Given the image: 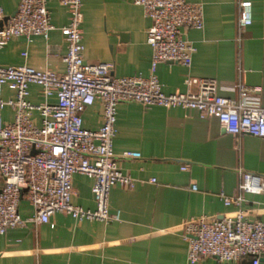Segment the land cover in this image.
I'll list each match as a JSON object with an SVG mask.
<instances>
[{"label":"crops","instance_id":"crops-1","mask_svg":"<svg viewBox=\"0 0 264 264\" xmlns=\"http://www.w3.org/2000/svg\"><path fill=\"white\" fill-rule=\"evenodd\" d=\"M19 1L0 0L6 16L15 13ZM187 1L203 4L204 26L199 31H182L183 39L195 49L190 68L175 62L157 66L162 91L185 93L187 78L212 79L219 95L232 98V87L241 82L261 88L253 99L264 107V0H248L252 23L240 41L236 26L241 0ZM47 9L55 26L48 39L12 38L0 49V66L65 72L66 43L59 28L68 23V12L58 0H48ZM82 15L85 64H112L117 78L149 76L152 51L146 32L150 20L141 6L131 0H82ZM28 93L27 100L34 106L56 104L54 96L45 101L36 85H30ZM1 97L14 99V93L4 87ZM2 117L12 122L13 110L6 107ZM31 119L41 125L37 111ZM81 119L85 130L97 131L102 124L101 102L87 107ZM112 151L122 174L134 181L129 189L116 185L110 190L109 212H119L120 221L78 222L56 213L48 224H38L33 209L21 198L18 213L28 222L0 236V264H189L183 239L187 221L240 213L247 221L264 224L263 195L244 194L239 207H226L220 198L221 193L239 194L242 172L264 177V139L229 136L215 118L200 119L193 110L121 103L116 108ZM124 153L136 156L123 158ZM183 166L186 171H181ZM72 188V205L94 211L93 181L75 174ZM196 264L252 261L220 263L207 257Z\"/></svg>","mask_w":264,"mask_h":264},{"label":"built area","instance_id":"built-area-1","mask_svg":"<svg viewBox=\"0 0 264 264\" xmlns=\"http://www.w3.org/2000/svg\"><path fill=\"white\" fill-rule=\"evenodd\" d=\"M47 1L20 0L11 16H6L0 6V49L12 38L48 39L55 26L51 23ZM131 1L141 6L150 20L146 43L152 56L147 77L117 78L112 64L84 63L82 0H58L68 12V23L59 28L66 43L63 74L37 71L28 66H0V236L28 222L18 213L21 198L33 209L34 221L38 224H48L56 213L66 214L78 222L120 221L119 212H109L110 190L116 185L129 189L134 182L122 174L112 151L116 108L121 103L193 110L200 119L215 118L229 136L264 139V107L253 99L261 92L260 87H247L239 82L231 89L235 97L226 98L219 95L215 80L187 78V92L167 95L162 91L156 76L159 64L175 62L187 69L191 67L195 49L183 39L182 31L203 28V4L187 0ZM251 23V2L238 1V41ZM30 85L40 87L45 101L54 96L56 104L34 106L29 103ZM4 87L14 93V99H2ZM95 101L102 105V124L97 131L85 130L81 114ZM6 107L14 112L10 123L4 122L2 117ZM33 111L40 115V126L31 119ZM135 156L122 154L123 158ZM186 170V166L181 167V171ZM75 174L93 181L94 211L72 205ZM238 192L234 197L221 193L224 206L239 207L244 194L264 196V177L242 172ZM184 230L189 264L207 257L220 263L249 258L252 264H259L264 259V224L247 221L240 213L221 219L189 220Z\"/></svg>","mask_w":264,"mask_h":264},{"label":"water","instance_id":"water-1","mask_svg":"<svg viewBox=\"0 0 264 264\" xmlns=\"http://www.w3.org/2000/svg\"><path fill=\"white\" fill-rule=\"evenodd\" d=\"M12 15H14V13Z\"/></svg>","mask_w":264,"mask_h":264}]
</instances>
